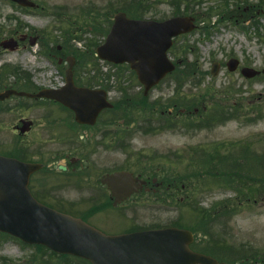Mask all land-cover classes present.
Instances as JSON below:
<instances>
[{
    "label": "rangeland",
    "instance_id": "obj_1",
    "mask_svg": "<svg viewBox=\"0 0 264 264\" xmlns=\"http://www.w3.org/2000/svg\"><path fill=\"white\" fill-rule=\"evenodd\" d=\"M80 1L84 2V0H44L47 2L45 3L47 8L53 9L63 3L71 6ZM85 1H94L98 6H102L101 9L103 10L107 6L102 5L107 0ZM223 1L202 0L196 2L199 4L195 7L196 11H202L211 5V10L208 11L211 16L208 15L207 20L204 16H198L199 28L183 40L184 42L188 41L190 49L194 51L185 56L186 62L191 66L190 69L192 68V73L186 75L189 81L182 83L183 86L177 96L175 97V81L170 76H166L155 94H150L133 103L134 111L135 108H139V110L145 107L154 109L157 106V100L165 103L174 97L175 101H182L178 105L179 108L184 109L182 114L187 112L190 123L197 125V129H191L190 132L186 133L181 126L170 128L165 124L161 125L163 122L160 120L153 126L159 132L141 134L137 131L132 134L131 145L134 150L132 155L125 156L118 149H114L111 157L115 166L130 162L129 165L136 167L141 164L142 160L143 164L150 166L153 170L152 173L158 180L161 178L165 180L166 174L171 175L170 173L173 172L169 169L171 166L169 160L172 159L168 154L169 150L175 152L176 155L187 145L203 144L205 149L210 148L209 153H194L195 157H199V162L197 165H192L193 168L179 167L176 172H180L179 174L185 176L186 179L189 178L188 181L192 179L196 183L197 176L195 175L199 173L206 179L207 174L218 175V178L224 176V179L229 182H219V186L217 183L219 180H211L208 188H202L195 192L192 189L191 196L187 200L194 207L201 208L203 212H208L209 225H207V229L210 230L207 234L211 237H222L228 243L248 244L256 249H263L264 193L262 200L257 203L246 204L243 201V195L246 198L249 196L252 198L255 193L253 192L255 183H239L232 177V173L243 171L238 167L245 165L242 156L247 151L241 150L245 146L257 151L255 153L259 159L258 167L264 172V76L257 79L245 78L239 72L227 71L222 62L224 63L228 58L234 56L239 58L243 65L258 69L264 66V6H261L258 14H255L253 9L248 8L257 0H247V5L244 7L245 11L241 14L238 11V4L243 6V2L238 0ZM108 4L114 8L119 4V0H108ZM224 4H227L229 9L237 10L235 15L238 16L241 23L245 19L244 28L238 29V26L236 27L235 24L228 21L232 17L228 11L221 8ZM157 10V13L162 15L171 13L168 4L158 6ZM181 10L183 11L184 8ZM251 14L254 18H250L252 17ZM246 17L250 19H246ZM16 19L38 28L50 29V32L56 35H59L63 27L68 25L62 19L60 22L53 14L28 13L8 1L0 0V26L4 30H9L15 24ZM254 19H258L259 29L257 31L251 23ZM203 25H207V32L201 29ZM258 31L261 34L256 33ZM181 42L180 44H183ZM26 55L25 61L29 63L28 59L31 60L32 57ZM170 55L171 57L174 56L171 52ZM213 61L220 62L219 71L215 76L210 73ZM206 90L217 93L210 97L204 96L203 93ZM215 107H220L217 114L212 113ZM155 115L156 113L148 116L153 117ZM209 116L216 117L212 123L208 124L211 130L199 126L200 120H208ZM252 117L254 119L260 117V119L245 123V119L249 121ZM142 151L144 152L142 153ZM227 151H237L241 155L234 158L233 161H239L234 166H231L230 161L218 160L224 159L223 155ZM211 160H217L219 165L217 167L210 166L209 161ZM188 169L192 170L193 176H190L186 171ZM223 185H229L239 191L234 192L223 188ZM185 191L184 189L181 194H185ZM160 196L158 199L142 198L127 201L120 207V210L133 219L136 225L140 226L168 225L173 222L182 226H189L188 228L195 229L198 227L197 224L202 219H199L200 215L189 207L186 201L179 203L178 196L175 197L176 199ZM82 200L85 208L92 203L90 198H82ZM117 210L118 208L107 215L99 214L97 216L107 231H123L130 226L129 220L117 214ZM33 251L32 248L21 247L14 241L0 236V258L5 256L13 259V262H9L10 264L23 263L27 259L24 257Z\"/></svg>",
    "mask_w": 264,
    "mask_h": 264
},
{
    "label": "water",
    "instance_id": "obj_2",
    "mask_svg": "<svg viewBox=\"0 0 264 264\" xmlns=\"http://www.w3.org/2000/svg\"><path fill=\"white\" fill-rule=\"evenodd\" d=\"M114 18L112 30L98 54L116 62L129 61L139 78L149 85L157 82L171 68L164 53L171 36L192 27L191 20L182 17L164 22L142 21L128 19L119 12ZM228 65L232 68L234 61ZM242 72L254 74L247 68ZM76 93L83 96L94 94L85 89H78ZM61 101L73 108L77 116L95 112L99 106L70 98L68 92ZM32 168L0 157L1 230L59 250H85L86 254L96 259V264H158L155 258L159 256H175L177 264L208 262L203 256L188 250V231L165 228L107 236L79 219L42 206L30 196L26 187ZM128 179H131L130 173L123 171L111 175L106 182L113 192H117L122 190L121 184L127 183ZM112 249L118 250L122 258L114 260Z\"/></svg>",
    "mask_w": 264,
    "mask_h": 264
},
{
    "label": "flooded vegetation",
    "instance_id": "obj_3",
    "mask_svg": "<svg viewBox=\"0 0 264 264\" xmlns=\"http://www.w3.org/2000/svg\"><path fill=\"white\" fill-rule=\"evenodd\" d=\"M2 77H0V83L3 84V86L13 85L22 89H27V86H32V84L28 83L27 80H22L20 82H18L17 80H13L10 81V83H6V75ZM32 104V102H29L26 99L11 98L10 101H8L7 104L2 108V111H0V133H5L6 131L13 129H20L23 126V120L28 119L29 110H33L35 108V106ZM45 132V129L41 127L35 128V133L43 134ZM65 156L67 157L68 155ZM52 157L54 156L48 155L45 156V159L50 160V158ZM71 169L76 170V166L71 167ZM41 194L45 197H51V195L49 193H46L45 191ZM53 197L54 199L57 197H61V191L55 192Z\"/></svg>",
    "mask_w": 264,
    "mask_h": 264
},
{
    "label": "trees",
    "instance_id": "obj_4",
    "mask_svg": "<svg viewBox=\"0 0 264 264\" xmlns=\"http://www.w3.org/2000/svg\"><path fill=\"white\" fill-rule=\"evenodd\" d=\"M232 175H234V174H232Z\"/></svg>",
    "mask_w": 264,
    "mask_h": 264
}]
</instances>
